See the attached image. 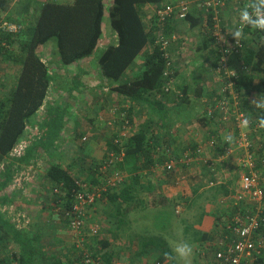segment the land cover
<instances>
[{
  "label": "trees",
  "instance_id": "1",
  "mask_svg": "<svg viewBox=\"0 0 264 264\" xmlns=\"http://www.w3.org/2000/svg\"><path fill=\"white\" fill-rule=\"evenodd\" d=\"M224 1V6L219 5L221 9H219V16L225 21L229 19L226 20L223 14L230 11L232 6H234V10H231L232 14H239L241 8H248L246 7L247 2L250 3L248 10L254 8L264 10V0H241V5L236 0H232V6L229 5L231 0ZM166 3L167 0H112L107 5V0H45L32 25L23 23L24 28L18 33H11L0 28V55L20 66L16 81L14 80V88L11 89L12 85L8 88L7 93L2 91L5 95L0 97V255H2V257L0 256V264H88L85 262L83 253L76 257L66 253L47 255V251L44 250L45 246L41 242V228L39 231L30 226H18L14 220V215L10 214L9 211V206H13L15 213L19 210L24 211L30 206L27 193L24 192L23 187L13 189L11 192L9 189L21 171L35 162L42 155V152L49 153L56 146L55 139L59 136L65 120L64 111L51 106L46 120L47 127L39 128L42 133L43 130H46V138L41 139L38 136L35 137L36 135L31 139L24 137L30 118L46 103L50 86L55 77L52 71V63H50L52 60L46 61L42 57L44 50L41 48L46 47L50 40L55 39L59 65L65 67L77 64L97 51L100 38L104 34V18L106 16L112 30L117 35V43L109 44L97 56L102 74L107 80V85L110 86V92H118L127 98L128 101L125 106H128L125 107L123 104V108L128 114L130 124L133 123L138 107L147 113V118L137 131L128 137L121 136L123 143H116L114 138L112 139L109 145L110 150H123L125 153L123 160L116 162L114 168L120 172H126L127 180L117 186H110L106 190H102L101 196L96 198L95 203L91 206L103 203L106 207V214L116 216L119 220L118 229L127 223L126 217L123 215L124 211H131L135 207L134 204L142 207V209L144 204H149L153 208L163 206L162 211L166 212L165 215H169L170 212L165 209V206L169 204L174 206L177 203L176 198L155 193L154 199L145 203L140 199L141 190L146 188L149 192L152 191L145 184L151 186L154 169L161 167L164 171L170 172L164 166L168 159V152L166 151L168 147L175 150L174 157L177 160L185 152L196 159L198 147L213 134L218 136L216 137L219 141L217 148L210 149L209 147L210 160L206 162L205 157L203 158L204 161H201V168L206 170L205 174L208 172L206 174V177L209 178L207 185L210 180H213L215 184L209 187L217 189V192L227 197L235 194V190L232 188L235 181V174L232 172L234 170L230 171L229 178L231 180L219 182L217 179L220 163L226 161L227 157L230 156L227 155L225 149L226 146L230 145V142L225 141L226 135L222 133L225 124L218 120V113L215 112V116L206 113L203 98H212L216 91L210 89L207 92L208 95L205 94L206 96H204L206 89L199 82H196L193 90L190 84H177L183 60L181 54L177 55L176 52V46H179L182 40L176 21L189 22L193 28L201 26L204 38L200 46L203 47L205 43L209 44V47L212 46L215 52V59L211 67L213 69L218 65L216 38L211 33H207L206 30L208 27L212 28L214 10L209 8L206 12L199 3L201 11H204L202 17H197L193 12H190L186 19H167L165 23L166 33H177L179 37L171 46L162 49L159 44H156L159 17L155 13V9L164 6ZM147 5L153 6V11L150 12L149 9H146ZM9 7L10 4L7 0H0V10ZM9 18L0 14V21L5 19L13 21L12 18ZM254 21L251 19L243 30L241 51L235 57L233 64L236 66L241 64L249 70V73L239 79L236 88L239 93L244 91L240 93V108L249 116L252 128H255L257 122L261 124L256 131H251L250 135L254 139V144H262V148L259 147L260 145L254 148L262 158L264 157V107L257 105L264 104V29H253ZM228 23L232 22L228 21ZM15 43H19L17 48ZM144 49L146 50L143 54L144 60L138 73L135 76L125 77ZM166 51L175 57V90H171L169 93L163 90V85L166 82L163 75L166 67L164 56ZM79 76L81 77L80 74H77L73 77V79L78 80L73 82L69 91L82 90L84 82L79 81ZM0 80L2 83L5 82L4 79ZM195 80L197 81V76H195ZM254 94H257V98ZM193 98L201 100L203 106L200 115L194 117L193 123L199 122L206 129V136L203 137L205 141L199 144L191 141L185 144L183 142L178 143L177 133L175 136L176 121L172 117V113L182 112V107L190 106ZM190 113L192 114V110ZM49 119L51 124L48 123ZM119 121L121 125L124 123L122 119ZM117 136L119 134L115 136V139ZM256 136L259 138L257 142L255 141ZM23 142H27L24 153L21 156L12 155L17 146ZM106 157L107 155L89 167L79 165L78 173L73 172L74 160L67 166L51 161L45 168L46 187L44 189L47 190L48 197L54 205L53 211L58 210V214L67 226L64 210L69 208L74 200L73 189L78 187L77 181L87 182L95 186L102 185L105 178L101 172V165L104 164ZM160 164L162 166H157ZM180 165L183 166L181 168L187 167L186 163H180L177 168ZM259 167L260 169L263 168L262 162ZM241 168L239 167L240 173ZM262 175L264 174L262 173ZM83 176L84 178H82ZM55 189H59V191H55ZM194 191L197 194V188ZM201 195L198 194V197ZM247 207L245 199H242L227 213L229 212L231 219L240 209L244 212ZM225 214V212L220 213L218 220H215L216 226L220 224L222 226L218 228L221 238L225 234H230V230L226 227L230 219L226 223L221 221L225 218ZM262 216L260 230L264 231V210ZM157 218L161 217L157 215ZM165 219L169 222L170 217H165ZM31 226L36 227L39 224H31ZM166 226L167 224L163 227ZM108 230L113 231L114 229L107 225L106 231ZM195 236L197 241L201 243L207 240H215L214 233L209 231L198 230ZM92 239H90L91 243H85L92 258L94 257L97 262L103 264H113L114 253L109 250L111 240L100 239L102 240L99 242L101 245L97 246L98 240ZM150 239L152 242L150 241L149 244L152 248L156 247L155 252L150 256L154 257L153 264L156 262L165 263L172 256L171 251L167 249L168 247L165 246L164 242H156L154 237ZM9 251L12 252L9 254ZM82 251L87 250L82 249ZM140 253L142 255V252H138L136 257ZM263 254L264 250L255 264H264Z\"/></svg>",
  "mask_w": 264,
  "mask_h": 264
},
{
  "label": "crops",
  "instance_id": "2",
  "mask_svg": "<svg viewBox=\"0 0 264 264\" xmlns=\"http://www.w3.org/2000/svg\"><path fill=\"white\" fill-rule=\"evenodd\" d=\"M44 1L45 0H7V2L10 4V7L8 9L0 10V14H2L6 18L10 17L9 19L12 18L13 21L29 23L30 25H32L37 19V18L35 19V17H37L39 10L41 9V6L43 5ZM66 1H72V0H66ZM111 1L112 0H107V5L110 4ZM170 1H175V0H167V2ZM232 3L233 1L229 3V5L232 6ZM152 8L153 6L150 5H147L146 7V9H149L150 12ZM231 10H234V6H232V9H230V11L226 13L224 12L225 14L223 15L226 20L229 19L228 21L234 22L236 20L237 13L232 14ZM191 12H193V14H195L197 17L198 16L202 17L204 13V11L203 12L201 11L199 3H196L194 1H192ZM176 25L181 32L180 35L182 36V40L179 46L178 45L176 46L177 47L176 52L177 55L181 54L183 60L181 66L182 70L181 73L178 75L177 84L179 83L184 85L190 84L193 90V87L194 85H196V82H199L202 85H204L206 89L204 91V96H206L208 95L207 92L210 90V83L213 79L211 73V69H212L211 67L215 59L214 49L212 46L209 47V44L206 43L203 47L200 46L204 38V34L201 31V26L200 27L197 26L193 28L191 24L186 21H176ZM102 37L100 38V41ZM105 38L107 44L106 47L111 43H117V35L113 30L108 32V34L105 35ZM18 44L19 43H15L16 48L18 47ZM41 50H44L42 51L43 52L42 57L46 61L52 60L50 63H52L51 65L53 69L52 71L54 72L53 74L55 77L52 82V85L50 86L46 103L34 116L30 118L29 125L28 128L26 129L24 137L25 139L26 138L31 139V137L36 135L35 137L38 136L41 139H45L47 136L46 130L45 131L43 130L42 133V131H39V128L47 127L46 120L48 119L49 116L48 113L49 108L51 106H54V108L58 107L61 110H63L65 120L59 136L55 139L56 146L53 147L51 151H49V153L48 152L45 153L49 155L50 161H53L52 159H55L64 166L69 165V163L72 160H74L75 167L73 168V172L77 173L76 169H80L79 165L80 166L85 165V167L95 165L97 161L102 160L107 155L108 151H110L111 148L109 147V145L112 142V139L114 138L115 140V136L119 134L120 126H121V123L119 122L118 123L116 122V124H112L113 121L115 120V117L111 108L117 106L118 109L120 110L124 109L123 104L125 106L128 100L125 96H122L118 92L109 91L110 86L107 85V80L106 78H104L100 66L98 65L97 71H93L90 67L93 61L92 56L84 58L82 61L78 62L77 64L75 63L73 65H68L64 67L59 65L58 55L53 56V58L51 59L49 56L48 48L42 47ZM146 50L144 49L142 51V54L136 59L135 63L130 67L125 77L135 76L138 73V70H140L141 64L144 60V58L141 57ZM0 57L3 61L8 62L9 64H14L10 60L4 58V56L0 55ZM15 66H17V68L14 79L11 78L7 80L6 78H4L5 82L3 83L0 82V92L4 91L5 93H7L8 88H10L14 84V80L16 81L20 66L18 65ZM74 68L75 70H77V72L74 71ZM77 74L81 75V77L79 76V81L84 82L83 88L81 91L80 90L69 91L66 88L71 87L73 83L70 82H72L73 77L76 76ZM195 76H197V81L195 80ZM78 98H79V102L77 103V105H75L74 103L77 102ZM84 99H88V102L90 104H88L84 109H80L81 102ZM72 100L75 102L73 103ZM197 108H200L198 112L196 111ZM202 108L203 106L201 100L197 98H193L192 104L188 107L183 106L182 111L185 110L186 112H191V110H195L196 115L199 116L200 115L199 113L202 111ZM89 109L92 110V114L90 112H87V110ZM142 115L144 116V120L139 121L138 118ZM176 115H178V113ZM178 116L180 117L181 114H179ZM172 117L176 121L175 136L177 133V137H178L177 139L179 138L182 139V135L179 136L178 133H181L180 131H182L180 130V127L183 125L187 126V124L185 121H182V119H179V117L177 116L172 115ZM146 118H147V113L142 108L138 107L137 110L135 111V118L133 120V123L129 127L126 137H128L133 132H135L133 131L134 129H139L140 126L146 120ZM48 123L51 124L50 119L48 120ZM197 123L196 124L193 123L197 128L193 130L196 131V133L197 130L200 131V129H204L203 126L201 125L197 126ZM228 131L229 128L225 126V128H223L222 130V133L226 135ZM83 136H86L88 138L86 142L82 141ZM192 137L194 136L192 135ZM190 141L195 142V144L196 143L199 144L200 142H204L205 140L203 139L202 136L201 138H197L195 141L193 139ZM183 144L185 143L183 142ZM206 153L207 154L205 157L210 159L211 153L209 151H207ZM205 157L203 155L201 159ZM81 159L83 160L82 162H80ZM220 159H222V157H220ZM87 160L88 161L90 160L89 163ZM193 163L194 161L191 162L190 165H192ZM157 166H162V165L160 164ZM200 166L201 165H199V167ZM156 169H154V172H156ZM220 170H222V167L217 171V174ZM25 172L26 174L23 175ZM230 173H231L230 171L222 170V172L220 173L221 175L220 181L227 182L228 179L231 180V178H229ZM82 178H84V176ZM16 180H17L16 184L13 183V185L9 189L10 191L9 190L8 191L11 192L13 189L16 190L21 187L24 188V192L27 193L30 200L29 202L30 206H28L24 210V212L27 211L26 215L28 216V218H31L33 220L31 224H35V225L39 224V226L36 227H33L30 224V227L32 229L36 228L37 230L41 228V231L39 230L42 234L41 242L45 246L44 250L47 251V255L53 256L59 254L62 255L64 253L69 254L68 247L72 246L75 242L73 243V240L71 242L72 236L69 235V230H70L69 226L66 225V222H64L63 218L58 214L57 209L56 211H54V214L57 213L59 219L62 220L63 224L61 226L59 224H56V222L58 221H54L55 223L50 225V228L52 227V229H50L45 224V221L48 220L47 214L41 216V213H44L45 211H47L48 214L50 212L52 214L54 207L48 195L46 196L42 195L41 197H44V199L42 200L40 196H38L37 194L38 190L44 189V187H46V169L41 164H39L38 161L37 163H33L30 166H28V168L24 169L21 172V177H18ZM151 182H152L150 184L151 186H149L147 183L145 185H147V187H149L152 190L151 191L152 193L149 192L148 189L146 188L141 190L140 199L145 201V203H147L148 200L152 201L154 199L155 193L158 195L163 194L170 198H176V199L181 198L184 193L183 189L186 188V187L183 188L182 184H178L174 176H171L170 178H166L164 176H159L155 173L151 177ZM230 200L232 199H229V201ZM100 204L101 203H97L96 205L89 207L88 221L90 223H94L95 221L97 222V220L101 217L100 222L106 225L108 219L106 215V207L102 211L101 207H104V205L100 206ZM33 205L34 207H37L36 211L32 210V208H34ZM134 205L135 207H133L131 211H124L123 215L126 217V222H127L125 223L126 225L129 222H134L136 220V218L135 219L133 218V215H137L140 217L142 214L140 207L137 206L136 204ZM147 205L148 204L143 205L142 211L148 208ZM145 206L146 208H144ZM12 207L13 206H10V208ZM32 211H34L33 215L30 214V212L32 213ZM209 215L210 216L204 215V218L205 219L211 218L213 214L210 213ZM107 225L105 230L102 227V230L100 232V237L97 238L94 237V238L98 240V244H96L97 246L101 245V243L99 242L102 241L103 239L111 240L109 250L112 253H114L113 264H128V263L131 264L133 262L135 264L134 257L128 259L127 263L126 260L124 261H122V259L119 260L122 257H120V254L118 252V250L120 249L118 243L120 244L126 243L127 248L134 247L137 243L138 246L135 249V253H134L135 256L137 255L138 252H142V255L140 253L141 256H145L149 258L150 256L153 255V252H155L156 247L152 248L151 244H149L151 241L150 238H144V237L143 239L140 238L139 241L140 244H139L136 241L138 240L136 237H133L132 234L129 235L126 234L125 237L126 239L128 237V239L124 240V236L118 233L119 230L118 226L116 227L109 226V228L111 227V229L114 230L106 231ZM126 230H127V226H126ZM49 236H52V241H48V245H49L48 247L45 244L46 241L45 239L46 238L48 239ZM130 244L131 246H129ZM63 249H65V251ZM140 255L138 257H140ZM0 256L2 257V255Z\"/></svg>",
  "mask_w": 264,
  "mask_h": 264
},
{
  "label": "built area",
  "instance_id": "3",
  "mask_svg": "<svg viewBox=\"0 0 264 264\" xmlns=\"http://www.w3.org/2000/svg\"><path fill=\"white\" fill-rule=\"evenodd\" d=\"M192 1L200 3L206 12L209 8L214 10L212 28L208 27L206 32L211 33L216 38L218 65L216 68L211 69L213 79L210 83V89H214L216 93L212 98H203V101L207 115L215 116V112H217L218 120L229 128L225 141L230 142V145L226 146L225 149L227 155L235 154L237 156L238 166L242 167L239 184L235 187V197L237 195L238 200L245 199L248 206L244 212L240 209L228 221L226 227L230 230V234H225L223 238L220 237L215 240V243L207 244L202 249L205 248V250L210 251V262L208 264H255L264 250V231L260 230L264 210V175H262V173L264 174V157L261 158L259 153L254 150L260 143L254 144V139L250 133L253 130L256 131L261 124L257 122L255 128H252L249 116L240 108V93L244 91L239 93L236 85L243 75L249 73V70L241 64L234 65L233 61L241 51L242 33L248 22L254 19L253 29H264V10L259 8L248 10L250 3L247 2L246 7L248 8L244 9L238 6L241 11L237 14L236 20L228 23V21L223 20L219 16L221 10L219 5L224 6V0H175V2H167L164 6L155 9V13L159 17L156 44H159L162 49L171 46L179 37L177 33H166L165 23L167 19H186L192 10ZM236 2L241 5V0H236ZM0 28L11 33H18L24 28V25L22 22L5 19L0 21ZM164 56L166 58V67L163 75L166 82L163 85V90L169 93L171 90H175V57L170 55L168 51L165 52ZM111 110L115 117L112 124L120 122L119 119L124 121L120 126L119 136L115 139L116 143H123L121 136H127L131 125L128 114L124 109H118L117 106L112 107ZM216 137L218 136L211 135L203 143L204 145L201 144L198 147V159H201L205 147L217 148L219 141H217ZM227 137L232 139L229 141L226 139ZM87 139L86 136L82 137L83 142H86ZM26 143L19 144L12 155L21 156L27 147ZM259 147L262 148V144ZM166 151L168 152V159L165 161L164 166L170 171L177 169L180 163L190 164L195 159L191 154L185 152L177 160L174 157L175 150L172 147H168ZM124 154L123 150L108 151L104 164L101 165L105 184L95 186L87 182L77 181L78 187L73 189L74 200L71 206L64 210V218L67 220L69 228L78 237V240L99 234L100 228L98 224L87 225L88 209L95 203L96 198L101 196L102 190L124 182L123 172L114 168L116 167V162L123 160ZM209 160L206 157L205 161ZM260 160L263 165L261 169L259 167ZM214 184L215 181L213 180L208 182V186H213ZM55 191H59V189H55ZM17 216V225L25 227L27 224L25 214L17 213ZM81 245L82 243L79 241L78 246ZM205 250L202 253L203 255H207ZM83 254L86 263L103 264L95 261L88 250ZM156 264H164V262H156Z\"/></svg>",
  "mask_w": 264,
  "mask_h": 264
},
{
  "label": "rangeland",
  "instance_id": "4",
  "mask_svg": "<svg viewBox=\"0 0 264 264\" xmlns=\"http://www.w3.org/2000/svg\"><path fill=\"white\" fill-rule=\"evenodd\" d=\"M112 30V27L110 25L109 19L106 17L104 18V35L97 47V51L96 53H94L92 55V63L90 65L91 69L93 71H97L98 68V62H97V56L99 55V53L104 49V47H106V38L105 35L108 34V32H110ZM46 48L49 49V56L52 59L53 56L57 55V46H56V42L55 39L50 40L47 45ZM43 53V52H42ZM55 58V57H54ZM141 58H144V55H142ZM16 68L17 66H15L14 64H9L8 62H5L1 59L0 57V79H4L6 78L7 80L15 77L16 74ZM74 71L77 72V70ZM74 81H77V79H73L72 83ZM1 82V80H0ZM15 83L13 84L12 88H14ZM66 89H70V87L66 88ZM82 89V88H81ZM4 96V93L0 92V97ZM255 98H257V94H254ZM73 101V100H72ZM75 101H73L74 103ZM79 102V98L77 100V102H75L74 104L77 105V103ZM88 104H90L88 102V99H84L81 102L80 105V109H84ZM200 108H197L196 111L198 112ZM196 111L192 110V114L190 112H185L182 111L179 114H181V116L179 117L178 115H176V112H173V116H177L179 117V119H182V121H185L186 125H183L180 127V131L181 133H178L179 136L182 135V139H178V143H181L182 141L184 143L189 142L190 140H196L197 138H201L202 136L205 137L206 136V129H200L196 131H193L196 126L193 124V119L196 116ZM87 112H90L92 114V110L89 109L87 110ZM188 114L190 115L188 117ZM139 121L144 120V116H140L138 118ZM182 123V122H181ZM200 123H197V126H199ZM197 129V128H196ZM138 129H134L133 131H137ZM192 135L194 137H192ZM192 138V139H191ZM259 140V138L256 136L255 137V141L257 142ZM203 145V143H202ZM208 148H205L204 150V157L206 156V152L208 151ZM202 155V156H203ZM230 156L227 157L226 162H221L220 163V167L219 169L222 167V170L225 171H231L234 170V174H235V181L232 184V187H236L239 184V179H240V170H239V166L237 163V157L235 154H229ZM60 156V155H59ZM65 157V156H64ZM55 162H58L55 159H52ZM50 160L46 159L44 162L43 167L46 168L47 164L49 163ZM83 160L81 159L80 162H82ZM88 161V160H87ZM90 161V160H89ZM88 161V163H89ZM195 162L192 165H187V167L185 168H181L183 167L182 165L179 166V168H177V170L175 172H167L164 171L163 168H157L156 172H154V174L156 173L159 176H164L166 178H170L171 176H174L176 179V182L178 184H182L183 185V196L181 198H178L176 200V204L174 206H171L170 204L165 206V209H167L170 214L169 215H165L166 212L164 213L163 210V206L161 208H153L150 207L149 204L147 205V209H145L144 211H142V207H140L141 210V216H137V215H133V218L136 220L134 222H129L127 225L124 224L122 225V227L118 230V233L120 235L124 236V240L126 239V234H132L133 237H136L138 240H136L138 243L140 241V238L143 239L144 238H152L154 237L155 241H163L165 246L168 247L167 249H169L171 251L172 256L170 258H168L164 264H208L209 263V256H210V251L202 249L203 247H206L207 244H210L212 242H216L215 240H218L220 238L219 233H218V228L219 226L215 225V220H218V215L220 213L225 212L226 216L224 219H222L221 221H223V223H226L230 217H229V212L227 213L228 210L232 209V200H228L224 197V195L222 193L217 192V189H213V187H209L207 185V181L209 180L208 177H206V170L204 171L203 167L201 168V166L199 167V165H201V161H204L203 159H198L196 158L194 160ZM193 162V161H192ZM51 163V161H50ZM60 163V162H59ZM77 173L79 171V169H76ZM222 170H220L218 172V179L219 181L221 180V175L220 173L222 172ZM225 174V173H224ZM123 176H124V180H127V173L123 172ZM223 177V176H222ZM221 182V181H220ZM23 184V182H22ZM105 184V182L103 181L102 185ZM195 188H197V194L195 193ZM46 189H40L38 190L37 194L38 196H40V198L43 200L44 197L48 195ZM46 193V194H45ZM198 194H202L200 197H198ZM151 200H148L147 202L149 203ZM35 205V204H34ZM33 205V207H34ZM104 204L101 203L100 206H103ZM179 207L180 212L177 213V207ZM92 207V206H91ZM105 207V206H104ZM101 207L102 211L103 208ZM37 207L32 208V210L36 211ZM34 211H32V213L30 212L31 215H33ZM27 212V211H26ZM212 213L213 215L211 216V218L205 219L204 215H208ZM45 214H47V218L48 220L45 221V224L47 227L50 228V225L54 224V221H58L56 222V224H59L60 226L63 224L62 220L59 219L58 214H54V211H52L48 214L47 211H45L44 213H41V216H44ZM108 219V225L109 226H113L116 227L118 226V220L117 217H113L109 214H106ZM157 215L160 216L161 218H157ZM171 215V216H170ZM139 217V218H138ZM170 217L169 222L167 219H165ZM101 217L97 220V222L95 221L94 223H90L87 219V225H95L98 224L99 225V234L95 235V237H100V232L103 229L105 230L106 225L102 224L101 222ZM31 222H33V220L31 218L27 219V224L26 226H30ZM165 224H167L166 227ZM126 226H127V230H126ZM52 229V227L50 228ZM70 229V228H69ZM198 230L201 231H209V232H213L215 235V240L214 241H210L207 240L204 243H201L199 241H197V238L195 236V234L197 233ZM71 231V232H70ZM88 231V230H87ZM69 235L72 236L71 242L73 240V245L68 247L69 250V254L73 255L74 257L79 256L80 254L84 253L82 251V249L88 250L86 248V242H92L88 237H93V236H88L85 239H81L78 240V237L76 236V234L70 229L69 230ZM45 244L46 246L49 247L48 245V241H52V236H49L48 239H45ZM81 242L82 245L78 246V242ZM119 241V240H117ZM84 242V244H83ZM122 242V239H121ZM184 243H188L192 246V254L188 257H184L181 258L179 257L176 252L175 249L181 245H183ZM120 246V249L118 250L119 254H120V258L119 260L122 259V261L126 260V263L128 261V259L134 257L135 260V264H152L154 262V257H151L150 260L148 257H144V256H140V257H136L134 255L135 253V249L137 248V243L134 247H126V243L125 244H120L118 243ZM140 244V243H139ZM13 248V247H12ZM58 248V247H57ZM65 251V249H63ZM67 250V252H68ZM206 252L207 255H203L202 253ZM139 251V248H138ZM12 251H9V254ZM161 253V252H159ZM142 257V258H141ZM144 257V258H143ZM94 259V257H93ZM95 260V259H94ZM118 260V259H117ZM96 261V260H95ZM150 261V262H149ZM148 262V263H147ZM129 264V263H128ZM131 264H134L131 263Z\"/></svg>",
  "mask_w": 264,
  "mask_h": 264
},
{
  "label": "clouds",
  "instance_id": "5",
  "mask_svg": "<svg viewBox=\"0 0 264 264\" xmlns=\"http://www.w3.org/2000/svg\"><path fill=\"white\" fill-rule=\"evenodd\" d=\"M258 107H264V104H258L257 105ZM227 140H231L232 138L231 137H227L226 138ZM80 145V144H79ZM46 159H48L49 160V155L48 154H46L45 152H42V155L40 156V157H38L37 159H36V161L35 162H33V163H37L38 161H39V164H41L42 166L44 165V162H45V160ZM32 163V164H33ZM50 164V162L47 164V166ZM187 165H190V164H187ZM46 166V167H47ZM177 169H175V171H176ZM175 171H170V172H175ZM22 172V171H21ZM26 174V172L23 174V175H25ZM18 177H21V173L20 174H18L17 175V177L15 178V180H14V184H16V182H17V178ZM233 190H235V187H233ZM226 199H233V201L234 202H232V208H233V206L234 205H236L238 202H239V200L237 199V195H236V197H235V194H231L230 196H224ZM178 207H180V206H178ZM178 207H177V210H178ZM4 209L6 208V207H3ZM177 210H176V212H177ZM9 211H10V214H13L14 215V220L17 222V219H18V216H17V213H21V214H25V216H26V219H29L28 218V216L26 215L27 213L26 212H24V211H21L20 212V210H19V212H17V213H15L14 212V210H13V207L12 208H10V206H9ZM58 211V210H57ZM180 212V209H179V211L177 212V213H179ZM27 227V226H26ZM219 227H222L221 226V224H220V226ZM175 252H176V254L179 256V257H181V258H184V257H188V256H190L191 254H192V246L190 245V244H188V243H184L183 245H181V246H179V247H177L176 249H175Z\"/></svg>",
  "mask_w": 264,
  "mask_h": 264
}]
</instances>
